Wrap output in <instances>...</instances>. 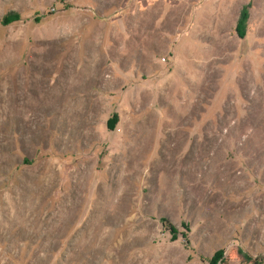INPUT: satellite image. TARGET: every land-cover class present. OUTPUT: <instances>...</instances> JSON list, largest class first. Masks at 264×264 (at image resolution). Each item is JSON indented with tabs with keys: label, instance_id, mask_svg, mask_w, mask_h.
Here are the masks:
<instances>
[{
	"label": "rangeland",
	"instance_id": "374dc122",
	"mask_svg": "<svg viewBox=\"0 0 264 264\" xmlns=\"http://www.w3.org/2000/svg\"><path fill=\"white\" fill-rule=\"evenodd\" d=\"M0 264H264V0H0Z\"/></svg>",
	"mask_w": 264,
	"mask_h": 264
},
{
	"label": "trees",
	"instance_id": "16d2710c",
	"mask_svg": "<svg viewBox=\"0 0 264 264\" xmlns=\"http://www.w3.org/2000/svg\"><path fill=\"white\" fill-rule=\"evenodd\" d=\"M111 127H108V129H110ZM238 260H240V258L238 259Z\"/></svg>",
	"mask_w": 264,
	"mask_h": 264
}]
</instances>
